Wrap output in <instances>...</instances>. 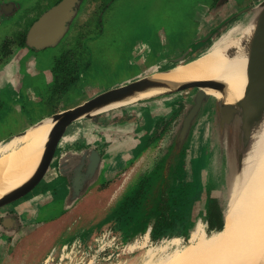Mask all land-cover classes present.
<instances>
[{"label":"flooded vegetation","instance_id":"af4514ba","mask_svg":"<svg viewBox=\"0 0 264 264\" xmlns=\"http://www.w3.org/2000/svg\"><path fill=\"white\" fill-rule=\"evenodd\" d=\"M62 1L53 0L50 3L48 0H32L31 2L30 0H0V29L5 26V23L12 22L11 30L0 38V51L4 55L2 60L5 66L12 61L13 51L25 49L27 55L35 54L40 50L58 45L67 35L79 32L84 35L94 29L89 19L96 12L97 0H71L68 11L57 21L56 28L61 26V34L55 37L52 42L42 44L40 47L31 44L28 34L32 26L42 15ZM234 14L236 13L230 14L228 18ZM86 16L88 18H82ZM75 27L85 30L75 31ZM209 33L211 31L207 35ZM77 48L78 43H73L71 49L64 55L77 56L80 63V53ZM64 55L59 56L56 61L62 59ZM21 59L22 57L17 59V62L20 63ZM169 62L174 61L170 59L167 63ZM175 63L168 67L174 66ZM85 66H89V63L76 64L73 68L77 83L85 74ZM160 68L159 64L153 63L145 67L134 78ZM53 81L52 76L48 83L52 84ZM21 86L23 84H20ZM59 90L58 87L57 92L52 95L53 98L56 99L61 94ZM187 93L186 90L175 96L169 95V98L165 96L164 107L154 105V102H147L108 110L94 117L93 134L95 139L88 141L85 134H82L69 145L66 143L62 145L60 155L66 151L83 154L85 150H96L100 154V162L96 170L85 177L82 182L81 199L87 193L98 188L101 190L100 192L109 193L120 185L121 192L114 200L106 204L104 224L98 230L90 228L87 233L53 243L49 248L54 246L59 251L57 261L52 262L53 257L49 251L41 259L44 264H98L100 261H113L128 252H134L142 240L154 247H156L155 243L164 240L184 241L191 236L192 229H195L199 222L202 223L206 232L207 230L209 233L219 231L214 228L223 222L225 192L223 190L219 194L213 192L218 185L219 187L223 185V181L225 183L227 166L228 169L230 168V172L234 156L231 157L225 153L224 141L220 139H212L211 144L208 143L202 147L198 153L194 152L193 144H187L181 151H177L174 132L178 129L185 114L186 101L189 98ZM49 108L50 113L55 112L52 110L54 105ZM81 123L80 127L83 129ZM13 137L12 140L17 143L21 142L20 139ZM114 143H121L124 146L132 143L131 155L121 162L117 160L111 162L107 153ZM208 150L209 154L213 156V160L216 161L218 160L214 157L217 156L216 153L222 154L223 162L226 159V166L225 163H222V168L218 167L217 171L209 169L210 163L205 166V163H208ZM199 162L201 165L199 169L202 171L199 175L201 188L195 190L192 181L194 174L197 175ZM85 168L87 166L82 164V177L86 174ZM235 170L234 176H236ZM228 179L230 182V177ZM76 180L80 186L82 179L77 176L75 171L61 170L58 167L57 173L44 183L45 190H38L25 201L0 209V238L8 239L9 237L12 240L23 227L36 225L37 227L27 236H35L40 239L44 235L43 232L46 228L43 231L41 228L45 224H52L60 220L63 222L62 215L76 208L81 200L79 198L80 200L68 206L67 198L72 193ZM61 187H65L68 194L64 208L59 211L60 203L56 200L54 192ZM28 201L32 202L33 211L37 212L38 222L22 225L20 230L7 235L5 229L8 227L5 225V221L28 220L26 217L28 211L22 207L23 203ZM195 206H197L196 211ZM188 226L187 233L186 227ZM36 232H41V235L38 236ZM103 234L111 240L110 243L115 241V244L107 243L102 246ZM64 246L67 248L63 249ZM119 246H125V251H122ZM70 250L71 252H69ZM67 252H69L68 256H66ZM117 253L116 258L115 254Z\"/></svg>","mask_w":264,"mask_h":264},{"label":"rangeland","instance_id":"374dc122","mask_svg":"<svg viewBox=\"0 0 264 264\" xmlns=\"http://www.w3.org/2000/svg\"><path fill=\"white\" fill-rule=\"evenodd\" d=\"M48 1L51 3L53 0ZM260 1L97 0L96 12L89 19L94 26L91 32H86L84 35L82 32L67 35L58 45L40 50L35 54L27 55L25 49L13 51L12 64L10 62L6 66L2 60L4 55L0 51V60H2L0 62V154L2 150L17 143L15 140H8L10 134L24 130L32 125L31 122L34 123L48 115L50 113L49 106H56L57 111L65 109L99 91L134 79L139 72L153 63L159 64L160 69L169 68L168 66L174 62L167 63V61L170 59L174 61L186 51L194 49L185 60L176 62L174 65L186 63L209 50L221 38L227 35H236L248 22V17L243 14L237 15L227 23L225 19L230 14L252 7L253 4ZM11 23V21L5 23V26L0 29V38L11 30ZM74 30L85 29L75 27ZM210 31L212 38L209 37L208 40L202 41ZM73 43H78L80 64L89 63V66H85V74L82 75L80 81L74 83L61 97L62 101L57 103L49 91L52 84L48 81L53 76L51 68L56 64L59 56L71 49ZM21 57L22 59L18 63L17 59ZM20 84L23 86L20 87ZM187 91V95L190 96L194 90L188 89ZM55 103L57 104L55 105ZM212 139L217 138H211L208 142H204L203 146L211 144ZM221 141L224 140L221 139ZM223 145L226 153L225 141ZM193 146L194 152L198 153L201 150L199 142ZM207 154L208 163H205V166L210 163L211 171H217L218 167L222 168V163H225L226 166V159L223 162L222 154L216 153L217 156L214 157L218 159L217 161L213 160L209 150ZM232 165L230 174V168L228 169L227 166L225 183L222 180L223 185L221 187L218 185L213 192H218V194L222 190L225 192L223 206L227 202L228 205L225 207L223 217H226L232 204L231 188L235 181L233 169L238 167L237 159L234 157ZM199 166L201 167L200 162L197 167V175L194 174L192 181L195 190L201 188ZM229 177H231L230 182ZM38 190H45L44 182H41L25 197ZM100 191L98 188L85 193L86 196L83 199H81L82 197L81 200L78 199L80 201L76 208L62 215L63 222L60 220L52 224H45L41 228L42 231L46 229L40 239L35 236H27L37 227L36 225L23 227L12 240L9 237L8 239L0 238V264H44L41 259L49 251L53 257L52 262L57 261L59 251L54 246L51 248L49 246L55 242L87 233L90 228L98 230L104 224L106 204L120 194L121 186L119 185L109 193ZM67 194L68 191L65 187L57 188L54 192L56 200L60 203L59 211L66 204ZM17 201L19 200L15 202ZM197 206H195V211ZM198 224L202 225L201 222ZM186 231L188 233L189 226L186 227ZM193 231L194 229L191 234ZM212 233L207 232V234ZM37 235L40 236L41 232ZM190 237L184 241L157 242L155 243L156 247L146 244L142 240L134 252H128L118 258L116 257L118 254H115L117 259L100 261L98 264H161L175 251L190 244ZM33 240L35 241L32 243Z\"/></svg>","mask_w":264,"mask_h":264},{"label":"water","instance_id":"95a60500","mask_svg":"<svg viewBox=\"0 0 264 264\" xmlns=\"http://www.w3.org/2000/svg\"><path fill=\"white\" fill-rule=\"evenodd\" d=\"M70 3L71 0H63L42 15L30 29L29 42L40 47L42 44L55 40V37L61 34V26L56 28L57 21L68 11ZM241 14L248 17V22L242 28L243 31L252 23L254 26L249 35L246 62L247 81L240 99L228 103L208 92V89L222 92L226 89L225 82L219 79L207 78L173 82L159 76V74L173 69L178 65L176 64L169 68L151 71L122 84L99 91L77 104L45 115L32 123V125H35L46 118H51L53 121L39 162L26 181L0 196V209L25 201L30 195L25 196L39 186L41 182L45 183L54 176L58 167L61 170L75 171L77 176L82 179L80 186L76 180V185L67 198L68 206H70L71 203L81 198L83 188L80 189V187L83 180L96 170L100 162V154L96 150H85L83 154L66 151L60 155V149L69 131L78 121L90 119L108 110L156 97L176 94L188 89L194 91L186 101L185 114L176 130L175 147H177V151H181L187 144L192 143L194 145L199 142L200 148H202L204 142H208L211 138L223 139L226 142V153L237 159L238 167L235 170L237 173L252 146L254 132L264 122V0L253 4L252 7L238 11L225 22L227 23L233 17ZM243 31L232 35V37L241 36ZM211 35L212 32L206 35L202 41L208 40ZM193 50L186 51L180 57L175 58L174 62L185 60ZM152 91H156V93L139 97L142 93ZM26 130L27 128L12 134L8 140L15 135L24 134ZM78 161L79 163H77ZM82 164L87 166L85 168L86 174L83 177ZM16 200L19 201L15 202ZM226 205L224 204L223 211ZM36 220L33 218V221L32 219L17 222L5 221V225L8 227L5 232L7 235L14 234L21 229L22 225L25 226Z\"/></svg>","mask_w":264,"mask_h":264},{"label":"bare ground","instance_id":"6f19581e","mask_svg":"<svg viewBox=\"0 0 264 264\" xmlns=\"http://www.w3.org/2000/svg\"><path fill=\"white\" fill-rule=\"evenodd\" d=\"M253 26L252 23L244 31L241 29V36L221 38L200 57L159 76L173 82L219 79L225 82L226 89L207 91L228 103L237 101L247 81L248 43ZM153 93L156 91L139 97ZM52 125V119L46 118L28 127L24 134L13 137L21 142L2 150L0 196L22 184L34 172ZM234 179L232 204L224 217L223 229L207 234L203 225L197 224L190 244L161 264H264V122L254 132L252 146Z\"/></svg>","mask_w":264,"mask_h":264},{"label":"crops","instance_id":"0c3cea01","mask_svg":"<svg viewBox=\"0 0 264 264\" xmlns=\"http://www.w3.org/2000/svg\"><path fill=\"white\" fill-rule=\"evenodd\" d=\"M177 94V93H176ZM176 94H171V95H176ZM167 98H169V95H165ZM165 96H161V97H156L153 99H149V100H145V101H140L137 103H147V102H154V105H159V107H164L165 106V102L164 100L166 99ZM172 97V96H171ZM158 100H162L159 101ZM137 103H133V104H137ZM131 105V104H129ZM127 106V105H126ZM123 107V106H122ZM120 108V107H119ZM113 110V109H112ZM106 112V111H105ZM104 113V112H103ZM100 113V114H103ZM99 115V114H98ZM97 116V115H96ZM95 117V116H94ZM94 117L90 118V119H82L80 121H78L69 131L67 138L65 139L64 143H66V145L70 144L74 139L79 138L82 134H85V137L87 139H89L88 141H91L94 138V134H93V126H94ZM80 122H82L81 124L83 125V129H81L80 127ZM84 122V123H83ZM83 130V133H82ZM177 130V129H176ZM175 130V131H176ZM176 134V132H174V135ZM97 136V135H96ZM99 136V135H98ZM175 137V136H174ZM68 139V140H67ZM132 143H130L128 146H124L121 143H114L110 150L108 151V158H110V161H123L127 158V156L131 155L132 153V148L133 145H131ZM22 205V204H21ZM21 205H18L21 207ZM32 202L28 201L26 203H23L22 207H24L26 209V211H28V215L26 216L28 218V220L30 221V219L33 218L37 219V212L36 210L33 211L34 208H32ZM28 209V210H27ZM33 211V212H32ZM38 222V219L34 222H30L31 224ZM28 223V224H30ZM39 233V232H36Z\"/></svg>","mask_w":264,"mask_h":264},{"label":"trees","instance_id":"16d2710c","mask_svg":"<svg viewBox=\"0 0 264 264\" xmlns=\"http://www.w3.org/2000/svg\"><path fill=\"white\" fill-rule=\"evenodd\" d=\"M76 57L77 56L74 55H70V56L64 55L62 59H58V61L52 68L54 81L52 82L51 85L52 87L50 86L49 91L50 94L53 95L55 94L54 92H57L58 87L60 88L59 91H61V94L56 98L57 103L61 100V97L63 96V94L67 92L70 86H72L77 81L76 76H74L73 74V68L75 67L76 64H80V63L78 62ZM52 110H55L56 112L57 107L54 106ZM222 218L224 221V217ZM223 227H224V223L222 222L214 229L221 230L223 229Z\"/></svg>","mask_w":264,"mask_h":264},{"label":"built area","instance_id":"2783aa9c","mask_svg":"<svg viewBox=\"0 0 264 264\" xmlns=\"http://www.w3.org/2000/svg\"><path fill=\"white\" fill-rule=\"evenodd\" d=\"M110 241H111V240H109L108 237H107L105 234H103V236H102V246H105L107 243H109V245H114V244H115V241H113V242H111V243H110ZM117 246H118V245H117ZM65 248H67V246H64L63 249H65ZM119 248H120L122 251H125V249H126L125 246H123V247H122V246H119ZM69 252H71V250H70ZM69 252L66 253V256L69 255ZM118 253H119V252H118ZM118 253H117V254H118ZM62 256L64 257V255H62ZM109 257H110V256H109Z\"/></svg>","mask_w":264,"mask_h":264}]
</instances>
